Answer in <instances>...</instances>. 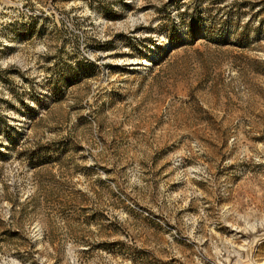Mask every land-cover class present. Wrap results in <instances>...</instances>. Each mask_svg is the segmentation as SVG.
I'll return each instance as SVG.
<instances>
[{
	"label": "rangeland",
	"instance_id": "1",
	"mask_svg": "<svg viewBox=\"0 0 264 264\" xmlns=\"http://www.w3.org/2000/svg\"><path fill=\"white\" fill-rule=\"evenodd\" d=\"M0 264H264V0H0Z\"/></svg>",
	"mask_w": 264,
	"mask_h": 264
},
{
	"label": "trees",
	"instance_id": "2",
	"mask_svg": "<svg viewBox=\"0 0 264 264\" xmlns=\"http://www.w3.org/2000/svg\"><path fill=\"white\" fill-rule=\"evenodd\" d=\"M57 86V85H56ZM64 144H47V145H41L39 146L37 149L35 150H31V151H25V154L28 155V157L30 159H32L33 163L35 162V166H44L46 164H50L53 161H55L56 159L59 158H55V160L53 159V151L57 150V151H64L65 146Z\"/></svg>",
	"mask_w": 264,
	"mask_h": 264
}]
</instances>
